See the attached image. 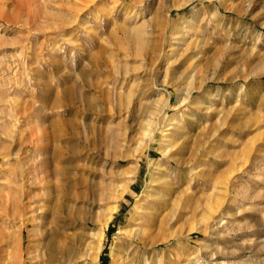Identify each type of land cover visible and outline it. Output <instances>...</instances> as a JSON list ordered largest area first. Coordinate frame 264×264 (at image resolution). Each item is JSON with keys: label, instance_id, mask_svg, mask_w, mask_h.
Masks as SVG:
<instances>
[{"label": "rangeland", "instance_id": "obj_1", "mask_svg": "<svg viewBox=\"0 0 264 264\" xmlns=\"http://www.w3.org/2000/svg\"><path fill=\"white\" fill-rule=\"evenodd\" d=\"M2 227L25 261L264 264V0H0Z\"/></svg>", "mask_w": 264, "mask_h": 264}, {"label": "bare ground", "instance_id": "obj_2", "mask_svg": "<svg viewBox=\"0 0 264 264\" xmlns=\"http://www.w3.org/2000/svg\"><path fill=\"white\" fill-rule=\"evenodd\" d=\"M42 171L39 169V166L33 165L31 167V184L32 187L30 188V191L25 192L27 193V201L23 202L22 204H19L16 209H27L31 211L35 215L36 218L40 219L42 215H38V213L42 212L43 208L45 207V201H49L51 195H52V188L49 184H45L44 182V176L41 175ZM167 183L164 182L163 186L159 188V196L157 199L161 201V196L166 193L167 189ZM147 208L151 207V202L147 201ZM139 221L138 223H135L133 228L128 231V234L130 236L131 243H135L136 247L140 249L142 248H153L155 245L154 242H150L148 240V237L146 235V229L145 226L149 224V220L146 219L145 216L138 217ZM137 218V219H138ZM135 219V221L137 220ZM139 222H141L139 224ZM28 226V225H27ZM39 227L36 225L33 229H29V235L32 236L33 233L38 232ZM34 235V234H33ZM98 236L100 244L97 246V250H101V240L104 235V229L101 228L98 233L96 234ZM10 234L7 232V227H2L0 231V252L3 249V244L6 245V247L3 249V256L0 255V264H64V261L60 260L53 254L52 252H49L48 256L46 257L44 253H42L40 244L36 243L34 245L33 243H29L27 246V260L25 261L23 258V254L21 252V245L20 241H18V250L17 252L10 251L7 249L10 247ZM19 240V239H18ZM132 245V244H131ZM134 245V244H133ZM130 246V245H129ZM134 247V246H133ZM51 249V248H50ZM130 249V248H129ZM133 250V249H132ZM137 250V249H135ZM142 251V250H141ZM125 252V251H124ZM129 252V251H128ZM137 252V251H136ZM130 253V252H129ZM152 253V252H151ZM149 254V253H148ZM133 255V253H132ZM148 258V257H147ZM146 259V258H145ZM147 260V259H146ZM140 260V254L138 255H129L126 253V255L122 258V264H138ZM96 263V258L95 261ZM147 264V263H146Z\"/></svg>", "mask_w": 264, "mask_h": 264}]
</instances>
